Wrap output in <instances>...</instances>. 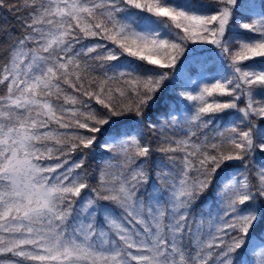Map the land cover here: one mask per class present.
Returning a JSON list of instances; mask_svg holds the SVG:
<instances>
[{"label":"snow or ice","instance_id":"1","mask_svg":"<svg viewBox=\"0 0 264 264\" xmlns=\"http://www.w3.org/2000/svg\"><path fill=\"white\" fill-rule=\"evenodd\" d=\"M0 10V264H264V0Z\"/></svg>","mask_w":264,"mask_h":264},{"label":"trees","instance_id":"2","mask_svg":"<svg viewBox=\"0 0 264 264\" xmlns=\"http://www.w3.org/2000/svg\"><path fill=\"white\" fill-rule=\"evenodd\" d=\"M5 18H7L8 20H11L12 19L10 16H8V14L6 13V11L0 10V24H3L4 23ZM2 40H3V37H2V35H0V41H2ZM2 55H3V53L0 52V56H2ZM162 93H163V96H162V100H163L164 98L167 97L168 94L166 92H163V90H162Z\"/></svg>","mask_w":264,"mask_h":264}]
</instances>
